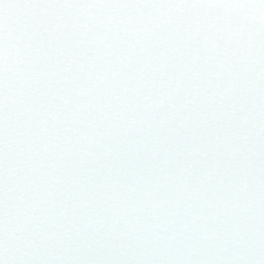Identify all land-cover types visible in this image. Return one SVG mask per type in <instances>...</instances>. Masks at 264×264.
<instances>
[{"label":"snow or ice","instance_id":"6c2138e0","mask_svg":"<svg viewBox=\"0 0 264 264\" xmlns=\"http://www.w3.org/2000/svg\"><path fill=\"white\" fill-rule=\"evenodd\" d=\"M0 264H264V0H0Z\"/></svg>","mask_w":264,"mask_h":264}]
</instances>
